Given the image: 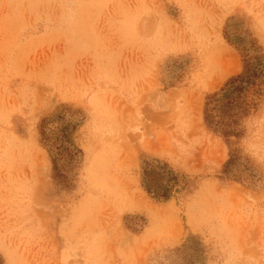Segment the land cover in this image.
Returning a JSON list of instances; mask_svg holds the SVG:
<instances>
[{
	"label": "rangeland",
	"instance_id": "rangeland-1",
	"mask_svg": "<svg viewBox=\"0 0 264 264\" xmlns=\"http://www.w3.org/2000/svg\"><path fill=\"white\" fill-rule=\"evenodd\" d=\"M232 20L264 54V0H0V264H264V102L239 141L204 122L243 71ZM63 108L84 116L68 187L40 135ZM231 151L255 184L223 179Z\"/></svg>",
	"mask_w": 264,
	"mask_h": 264
},
{
	"label": "trees",
	"instance_id": "trees-1",
	"mask_svg": "<svg viewBox=\"0 0 264 264\" xmlns=\"http://www.w3.org/2000/svg\"><path fill=\"white\" fill-rule=\"evenodd\" d=\"M239 23L232 20L228 24L226 39L242 55L243 71L231 77L220 91L208 95L204 105L205 125L227 144L244 137V123L258 112L264 102V54L247 32L239 30ZM176 75V71L172 72V78ZM83 122L81 111L63 108L43 119L40 125L42 143L48 148L55 177L66 183L65 187L70 184V176L82 156L75 143V134ZM222 175L223 179L248 184H255L257 178L255 170L244 165L235 151L230 152ZM180 181L168 163L159 160L144 163L143 188L152 199L170 201L178 192ZM188 243L190 246L186 245V250L191 249L196 256L203 255L204 249L198 239L190 238Z\"/></svg>",
	"mask_w": 264,
	"mask_h": 264
},
{
	"label": "bare ground",
	"instance_id": "bare-ground-1",
	"mask_svg": "<svg viewBox=\"0 0 264 264\" xmlns=\"http://www.w3.org/2000/svg\"><path fill=\"white\" fill-rule=\"evenodd\" d=\"M151 211V210H150ZM156 212V211H155ZM170 227V226H169Z\"/></svg>",
	"mask_w": 264,
	"mask_h": 264
}]
</instances>
